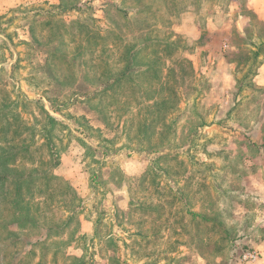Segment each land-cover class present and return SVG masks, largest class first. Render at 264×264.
Instances as JSON below:
<instances>
[{
  "label": "rangeland",
  "instance_id": "obj_1",
  "mask_svg": "<svg viewBox=\"0 0 264 264\" xmlns=\"http://www.w3.org/2000/svg\"><path fill=\"white\" fill-rule=\"evenodd\" d=\"M229 2L0 0V111L35 172L19 213L0 197V264L259 259L264 25L239 36Z\"/></svg>",
  "mask_w": 264,
  "mask_h": 264
},
{
  "label": "trees",
  "instance_id": "obj_2",
  "mask_svg": "<svg viewBox=\"0 0 264 264\" xmlns=\"http://www.w3.org/2000/svg\"><path fill=\"white\" fill-rule=\"evenodd\" d=\"M124 75H119V77L115 78L114 81L111 82V84L108 85V87L116 84L123 78ZM107 87V88H108ZM7 107L8 110L2 109V107ZM11 105L8 104L1 106L0 111V121L2 124H0V135H3L2 143L0 144V197L5 200V197L10 195V193L13 192V200L10 202V206L14 212L19 213V210H21L23 204V209L27 203L24 201V191L23 189L25 186L30 184L33 180L34 171H24V168L22 166L15 164L16 159L18 157L23 158V153H27L29 151V146L24 143L15 144L13 143L15 138L21 137L25 133V131L28 130V127H21L18 121H21L23 124V121L20 118L19 113H17L15 110H13ZM40 111L45 114V125L42 129V136L45 141V145H47L50 156H52V150L53 146L51 145V138H52V129L54 126H61L62 124L58 122L55 118L50 116L43 108L40 107ZM11 119V120H10ZM10 120V121H9ZM19 123L16 128L12 131V138L8 139L7 133L9 132V128L12 125H15L16 123ZM32 133V132H31ZM51 147H50V146ZM56 153L53 151V156ZM56 158V157H55ZM56 164V161H54ZM49 163V162H48ZM48 163H45V165ZM41 178V176L39 177ZM42 180L46 181L49 180L47 177V174L44 173V175L41 178ZM1 202V201H0ZM190 216L194 219L196 217H199L196 213H190ZM201 218V217H199Z\"/></svg>",
  "mask_w": 264,
  "mask_h": 264
},
{
  "label": "crops",
  "instance_id": "obj_3",
  "mask_svg": "<svg viewBox=\"0 0 264 264\" xmlns=\"http://www.w3.org/2000/svg\"><path fill=\"white\" fill-rule=\"evenodd\" d=\"M229 9L230 12H232V16H234L237 20L240 21L241 26H239L236 30L237 34L241 36L242 33H240L241 30L244 28L249 20L256 19L259 21L262 25H264V0H229ZM234 14V15H233ZM264 48V38L261 40V47L259 49ZM234 47H232V51H235ZM256 74L252 78V82L256 83L258 85L264 86V57L260 56L259 64L256 66ZM262 129V125L259 128ZM261 195V202L262 205H260L258 208L255 209V212L257 213L258 220H261L260 223H258V228L262 229L261 235H254L251 233H246L243 241L245 243H249L251 247L255 251H257L260 255L259 259L251 264H264V182H261L260 184V192L258 193ZM257 220V221H258ZM255 228V225L251 226ZM256 227V228H257Z\"/></svg>",
  "mask_w": 264,
  "mask_h": 264
},
{
  "label": "built area",
  "instance_id": "obj_4",
  "mask_svg": "<svg viewBox=\"0 0 264 264\" xmlns=\"http://www.w3.org/2000/svg\"><path fill=\"white\" fill-rule=\"evenodd\" d=\"M256 259H257V255L254 252H248V253H246V254H244L242 256V261L243 262L254 261Z\"/></svg>",
  "mask_w": 264,
  "mask_h": 264
}]
</instances>
